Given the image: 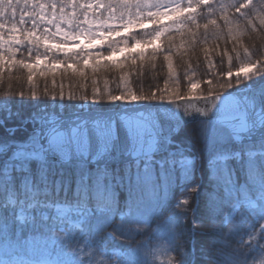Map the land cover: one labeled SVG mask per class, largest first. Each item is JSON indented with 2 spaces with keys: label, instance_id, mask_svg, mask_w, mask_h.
I'll use <instances>...</instances> for the list:
<instances>
[{
  "label": "snow or ice",
  "instance_id": "1",
  "mask_svg": "<svg viewBox=\"0 0 264 264\" xmlns=\"http://www.w3.org/2000/svg\"><path fill=\"white\" fill-rule=\"evenodd\" d=\"M260 33L264 0H0V80L34 101L0 100V264H264Z\"/></svg>",
  "mask_w": 264,
  "mask_h": 264
},
{
  "label": "trees",
  "instance_id": "2",
  "mask_svg": "<svg viewBox=\"0 0 264 264\" xmlns=\"http://www.w3.org/2000/svg\"><path fill=\"white\" fill-rule=\"evenodd\" d=\"M243 44L245 46L250 47V49H259L262 46H264V33H260V34H251V35H245L243 37L242 40ZM221 44H223V41H221ZM230 51V47L228 49ZM218 51L222 52L223 48L219 49ZM191 57L193 60H195L197 57H199V60L201 61L200 65H199V71H198V75H201L204 71V56H203V52L201 50H197L196 53H190ZM210 58L214 61L215 66L218 69H222V68H226L227 64L225 62L224 65L220 64L219 61V55H212L210 56ZM175 59V58H174ZM235 65V61L233 62ZM237 70L236 67H233V73ZM178 71L181 72V92H185L186 89V80L183 78L182 75V69L178 68ZM166 77V69L162 66L161 60H157L156 62V67L154 69H148L145 68L144 70H142L139 73V77L133 79V87L136 86H140L143 87L145 90L148 89L149 86H154L155 84H160L161 87H163V81ZM108 79L109 80V87L112 90H115V83L113 82L115 77L113 74H108L106 76H102L99 79L98 82V87L101 88V90L103 89V79ZM34 83L37 86V91L38 92H42L43 89L45 87H47L50 91L53 90V85L51 83V77H48L47 79L40 77L39 75L34 77ZM60 86V77L59 75L57 76V86H56V90L59 89ZM63 86L65 91L67 92L69 89H79L81 87V82L76 80V79H67L65 78L63 81ZM92 88V84H91V80H89L88 85H87V89L90 92ZM20 91H23L25 93V97H27V93L29 91V85L27 84L26 81V73L24 72H17L15 70H13V75L11 78H9L7 75L0 80V100H4V99H9L11 101H13V108L14 110L19 109L24 116H28L31 112L34 111V109L31 106L32 102H28L26 100V102L24 103L23 107H20L19 104V100L20 97L18 95V93ZM19 121L16 119H13L12 121H10V125H18ZM4 135V131L2 129H0V136ZM26 138L25 136V132L23 130H20L17 133V142H23L24 139ZM182 140H184V137H179L177 139V141H175L176 143H180ZM182 147H187V144L184 143L182 144Z\"/></svg>",
  "mask_w": 264,
  "mask_h": 264
},
{
  "label": "rangeland",
  "instance_id": "3",
  "mask_svg": "<svg viewBox=\"0 0 264 264\" xmlns=\"http://www.w3.org/2000/svg\"><path fill=\"white\" fill-rule=\"evenodd\" d=\"M118 58V57H117ZM235 73V72H234ZM204 88V84H201L200 86H199V88L198 89H196V90H194L196 93H199L200 92V89H203ZM193 97H198V96H193ZM173 150H175V149H173ZM82 246V245H81ZM97 259V262L99 263V261L100 260H102V259H106V258H104V257H97L96 258ZM163 260H164V257H160L159 259H158V261H157V264H163Z\"/></svg>",
  "mask_w": 264,
  "mask_h": 264
},
{
  "label": "water",
  "instance_id": "4",
  "mask_svg": "<svg viewBox=\"0 0 264 264\" xmlns=\"http://www.w3.org/2000/svg\"><path fill=\"white\" fill-rule=\"evenodd\" d=\"M198 98V97H197ZM197 98H189V99H197ZM165 104H168L169 102L165 101ZM185 107H189V105H184Z\"/></svg>",
  "mask_w": 264,
  "mask_h": 264
}]
</instances>
